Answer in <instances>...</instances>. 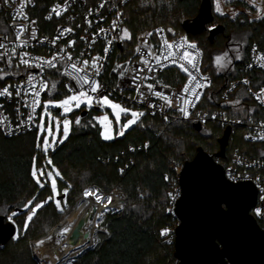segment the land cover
I'll use <instances>...</instances> for the list:
<instances>
[{
  "label": "trees",
  "instance_id": "1",
  "mask_svg": "<svg viewBox=\"0 0 264 264\" xmlns=\"http://www.w3.org/2000/svg\"><path fill=\"white\" fill-rule=\"evenodd\" d=\"M200 4L201 0H130L124 8L123 28L129 30L132 38L122 42L124 54L131 55L139 32L155 27L171 28L173 32H165L184 34L199 46L203 52L202 71L211 76L214 92L222 90L226 81L241 77V67L247 62L251 45L264 52V19L249 22L243 15L229 20L212 14L210 23L222 26L224 31L210 42L207 30L210 23L200 33L184 28L197 17ZM235 36L243 40L239 45L241 59H232L221 68L215 57L229 49ZM14 69L20 73L13 75L0 62V86L18 79L24 72L18 67ZM166 82L175 84L176 81ZM64 95L66 93L57 85L46 92L44 99ZM217 105L210 107L217 109ZM81 112L74 113L73 118ZM94 113L93 108L80 117L79 125H71L68 138L48 153L63 177V183L58 182L59 189L71 185L66 198L61 192L57 198L67 200L63 211L57 210L54 199L48 200L51 191L46 183L40 189L32 176L33 160L38 168L43 167L45 158L37 147V127L14 137H6L0 131V215L14 224L18 237L0 248V264H37L28 247L29 241L45 235L89 185L105 192L119 187L126 196L125 208L119 214L105 216L101 223L103 231H98L95 246L77 256L71 264H178L173 257L174 234H167V229L172 227L174 232L177 225V220L168 212L170 193L177 186L170 162L181 165L182 155L187 154L192 159L198 147L214 156L219 150L217 141L223 128L209 123L197 131L192 123H166L160 116L143 112L138 123L123 136L105 141L99 125L92 119ZM237 132L232 129L225 156L215 157V160L224 161L233 148H239L242 154L259 156L256 151L259 145L246 143L241 135L243 131L240 135ZM41 180L45 182L44 178ZM29 200H33V205L43 202L44 207L23 230L27 214L23 207ZM11 212L17 215L8 220Z\"/></svg>",
  "mask_w": 264,
  "mask_h": 264
},
{
  "label": "built area",
  "instance_id": "2",
  "mask_svg": "<svg viewBox=\"0 0 264 264\" xmlns=\"http://www.w3.org/2000/svg\"><path fill=\"white\" fill-rule=\"evenodd\" d=\"M129 1L0 0V45L4 46L0 48V57H2L0 62L13 75L20 73L14 68L18 67L24 70L18 79L13 78L0 86V90L8 87L13 93L10 98L0 96V120L4 121V123H0V131L6 137H14L37 127L43 104L36 108L35 112H32L31 86L27 83L29 75L34 77L33 83L37 88L41 82L48 85L47 90L41 92L43 102L46 92L52 88L53 83L56 86L60 85L66 94L72 93L69 88L75 91L80 90L76 81L70 75L65 74L72 71L67 62L69 54L73 58L72 62L77 63L82 68L85 67L82 61L88 60L87 74L90 79L98 81L101 85L99 92L92 94L94 97L93 104L97 109L101 107L98 99L101 94H106L130 107L141 108L149 116H160L166 123L186 121L199 124L201 127L214 123L222 127L223 131L229 126L231 128L230 134L234 127L242 128L244 141L251 145H259L256 149L259 156L242 154L239 148H233L227 159L220 162L216 160V162L223 167L225 177L229 181H250L254 184L257 189V200L250 209V214L257 223H260L258 225L264 231V141L255 138L257 134L264 131L261 127L264 124V104L257 99L261 90L264 89V68L259 67L256 62L257 55L262 51L256 45H251L248 50L247 62L241 67V77L226 81L222 90L214 92L211 76L203 72L201 68L202 50L184 34L169 35L164 31L161 35H156V30L161 28L146 29L136 35L131 55L124 54L122 46L121 48L118 47V42L125 20L124 8ZM217 2H219L223 14L216 11ZM211 3L212 14L216 16L243 15L249 22H258L264 19V0H255L254 5L252 0H211ZM101 4L104 7H100ZM57 5L60 6L59 16H56L52 11ZM113 20L117 21L115 31L112 30ZM215 26L214 23H210L207 25V30H211ZM66 28H71L72 31L64 32ZM33 29L36 30L35 39L31 37ZM100 29H104V31L101 32ZM18 30H21L20 40H16ZM149 32L153 33L151 37L147 36ZM61 33L63 34L61 35ZM162 37L177 43L181 38L186 37L188 42L197 45L196 49H187L185 45V49L195 57L199 72L192 69L191 65L186 64V67L197 76L198 81L207 86L197 90L201 96L195 107L189 108L191 115L188 119H185L178 111V105H182L179 97L185 96L187 98L188 95L183 92L185 84L188 83V75L179 67L180 61L173 64L170 59L165 60L162 56L161 62L157 64L154 56L148 55L149 49L155 55L161 54L159 45ZM141 38L147 40L148 43L145 44ZM54 39L55 43H53ZM24 41L27 43L21 46ZM69 41H75V43L69 46ZM109 41L112 43L109 44ZM106 48L108 49L107 52H105ZM137 48L140 49L139 52L136 51ZM253 48L256 51H253ZM59 49H63V51H59ZM185 49L177 51V58ZM13 50H15L14 53ZM25 53L27 55H24ZM53 55L58 57L55 62L56 68H49L46 64L42 68L36 66L42 60L51 59ZM93 57L100 58L96 61L99 66V75L94 74L95 69L91 66ZM21 59L29 61L32 67L25 66L21 63ZM142 60L149 62L148 67L152 69L151 71L145 67ZM249 64L253 66L249 68ZM170 70L177 73H170ZM84 74L85 72L80 73V75ZM205 78L207 79L205 80ZM245 80L248 81L247 84L244 83ZM166 81L176 82L175 84H168ZM148 84L153 85V92L148 91ZM137 86L143 95L137 94ZM18 88L21 90L20 96L15 94ZM238 88L246 93V99H237V95L234 93ZM83 90L90 92L87 85L84 86ZM155 91H159L171 99L172 107H168L164 100L156 97ZM231 98L234 101L238 100L239 103H231ZM214 103L218 104L217 109H211L210 105ZM150 105H154V107ZM77 118L80 119V115L72 119V126L76 124ZM182 157L183 163L181 165L174 161L170 162V168L174 171L177 180L182 165L192 160L187 154H183ZM176 185L173 192L170 193V206L168 207V212L172 215L174 202L179 195L178 183ZM85 189L100 188L89 185ZM100 191L105 197L113 196L118 204L116 211H110L106 214H119L122 209L121 205L123 206L126 200L123 191L119 187L113 188L109 192L101 189ZM30 243L32 245L35 242L31 241Z\"/></svg>",
  "mask_w": 264,
  "mask_h": 264
},
{
  "label": "water",
  "instance_id": "3",
  "mask_svg": "<svg viewBox=\"0 0 264 264\" xmlns=\"http://www.w3.org/2000/svg\"><path fill=\"white\" fill-rule=\"evenodd\" d=\"M212 19L211 0H201L197 17L184 28L200 33ZM223 31L219 25L209 30V41ZM123 41L119 40V48ZM86 112L83 110L80 117ZM194 127L201 130L199 124ZM230 131L229 126L224 129L214 156L198 147L192 160L185 162L179 172V195L173 205L177 220L173 232V257L178 264H264V231L250 214L256 204L257 189L250 181H229L223 167L215 160V157L225 156ZM92 212L93 208L87 209L64 239L63 244L69 250L66 259L71 258L73 252L86 251L88 244L92 247L86 230ZM14 234V224L0 215V248Z\"/></svg>",
  "mask_w": 264,
  "mask_h": 264
},
{
  "label": "snow or ice",
  "instance_id": "4",
  "mask_svg": "<svg viewBox=\"0 0 264 264\" xmlns=\"http://www.w3.org/2000/svg\"><path fill=\"white\" fill-rule=\"evenodd\" d=\"M253 5L255 4V0H252ZM100 7H104L103 4L100 5ZM60 6L57 5L56 7H54L52 9V11L56 14V16L60 15V11H59ZM67 9L65 8V11ZM216 11L218 13H222L221 7L219 2H217L216 4ZM49 19L51 17H48ZM32 23H35V21H32ZM117 27V21L113 20V31H115V28ZM72 29L71 28H66L64 29V32H71ZM101 32L104 31V29H100ZM164 31H168V32H173V30L171 28L165 30L163 28L156 30V35H161ZM21 30H18V34L16 35V40H20L21 39ZM63 33H61L62 35ZM153 35V33L149 32L147 33V36L151 37ZM31 37L32 38H36V30L33 29L31 32ZM121 41H123L125 38L127 39H131V33L129 32V30L127 28L122 29V36L119 37ZM83 39V38H82ZM93 39H95V37H93ZM143 40V38H141ZM143 42L145 44L148 43L147 40H143ZM27 41L22 42L23 44H26ZM53 43H55V39L53 40ZM69 46H71L72 44L75 43V41H69ZM112 41H109V44H111ZM185 45L187 46V49H196L197 45L195 43H190L188 42L187 38H181V40L177 43V42H170L169 39H167L166 37H162L161 39V43L159 45L160 48V55H155L151 49H149L148 51V55L149 56H154V59L156 60V63L159 64L161 62V57L163 56V58L165 60H171V62L173 64L178 63V61H180L179 63V67L187 73L188 75V83L185 84L184 88H183V92L187 95V98H185V96H180L179 99L182 101V105H178V111L181 113V115L185 118L188 119L189 116L191 115L189 108L190 107H195L196 102L199 101L201 93L198 92V89H201L205 86H207L205 83H201L200 81L197 80V76L193 74L192 71L189 70L188 67H186L187 65H191L192 69H195L197 72H199V68L197 67V64L195 63V57L193 56V54L185 49ZM4 47L3 45H0V48ZM181 49H185L182 54L179 55V57L177 58V51L181 50ZM59 51H63V49H59ZM108 49H105V52H107ZM137 52L140 51L139 48L136 49ZM253 51H256L255 48H253ZM15 52V50H13V53ZM24 55H27V53H25ZM2 58V57H0ZM58 57L57 55H53L51 59H47V60H42L40 63H38L36 66L37 67H43V65H47L49 68H56V61H57ZM93 63H92V67L95 69V75H99V66L97 65L96 61L99 60V57H93ZM235 59H241V57L239 55H237L235 57ZM39 60V58H38ZM73 58L71 56V54H69L67 56V62L69 63V66L71 68V73H65L66 75H70L72 77V79H74L76 81V84L80 86V90L79 91H75L72 88H69V91L72 92L71 95H66L65 98L60 99V100H56L55 98L52 99H47L43 101V109H44V115L51 117V111L49 110L50 107L53 108H57V109H62L64 114H67L69 112L72 111L73 106H75L76 108H79L81 105H87L89 108H91L92 104H93V95L95 93H98L101 85L98 81L90 79L89 75L87 74L86 68L89 65V61L88 60H83L82 64L85 67H79L77 63L72 62ZM142 62L144 63L145 67H148V61L147 60H142ZM215 62L219 67H225L226 63H231V60L228 59V52L225 51L223 53V55H217L215 57ZM256 62L258 64L259 67L264 68V52H261L259 55H257L256 57ZM10 63V62H9ZM21 63H23L25 66L27 67H32V65L29 63V61L21 59ZM253 65L249 64L248 67L251 68ZM148 70L151 71L152 69L150 67H148ZM81 72H85L84 75H80ZM121 76H123V73H121ZM147 78V77H145ZM207 78H205L206 80ZM34 77L29 75L27 77V83L31 86V96H32V102H31V107H32V112L36 111V108L40 107L42 104V100H41V92L46 91L48 88V85L44 82H41L39 85V88H37V86L33 83ZM245 84L248 83L247 80L244 81ZM87 85L88 88L90 89L89 91H85L84 86ZM191 85V87H190ZM57 86L55 83L52 84V88L55 89ZM147 89L149 92H153V85L152 84H148L147 85ZM91 93V94H90ZM16 96H20L21 95V90L18 88L16 90ZM137 94L138 95H143L142 93H140L139 91V86H137ZM13 95V93L9 90L8 87H4L2 90H0V96H7V97H11ZM154 95L156 97H159L161 100H164L165 103L167 104L168 107H172V101L171 99L165 97L161 92L159 91H155ZM257 99L261 100V103L264 104V89L261 90V94L257 96ZM98 103L101 105H105L107 107H110L113 110V114L116 117V122L119 123L120 122V118H121V114H124L125 116H130L129 119L126 120L125 123H123L121 125V130L116 133V135L119 136H123L125 134V130H127L130 126L135 125L138 123L139 118L141 116L144 115L143 112H138V111H133L131 109H128L118 103L113 102L112 100L109 99L108 95L106 94H101L100 98L98 99ZM234 103H239V101H235ZM27 106V104H26ZM151 107H154V105H150ZM31 119V116L29 117ZM215 119V117H213ZM94 120H96L102 127L103 131H101L100 135L102 136V138L104 140H111L114 139V135H113V131H112V122L109 120V117L107 115L104 116H99V117H93ZM165 120H167V117H165ZM0 123H4L3 120H0ZM55 123H56V131L57 134H59L60 132V127H61V123H62V135H63V139L59 140V143H63L65 139L68 138L69 136V132H70V124L72 123L70 120H68L66 117L63 118V120L61 121L60 118H55ZM75 123L77 125L80 124V120L79 118H77V120L75 121ZM38 127L43 128V125H39ZM262 129H264V124L261 125ZM48 133L49 135L52 134V128H51V122L49 124L48 127ZM247 138V137H246ZM261 141H264V131H262L261 133L257 134V136L255 137ZM43 149L45 152L48 151L49 148V140L48 139H43ZM57 143L56 140L52 141V144ZM39 146V145H38ZM49 164H52V161L49 160L48 161ZM121 172H123V169L121 170ZM32 176L33 178L36 180L37 184H39L41 187H44V183L41 180V177L43 176H47V178L50 180L51 182V193L52 195H50L48 197V200H52L55 196L60 195V193L58 192L57 189V179L56 177H59L61 179H63L61 172L59 170H53V171H49L48 173H44L43 170H37V169H33L32 171ZM68 187H71V185H68ZM68 187L65 188L64 192H63V197H67L68 195ZM83 196L85 197V199H87L88 197H93L95 202L97 204H103L104 207H107L108 204L112 203L113 198L111 196L108 197H104L101 194L100 189H85L83 192ZM35 199V198H33ZM67 200L66 199H61V200H56L55 204L58 210L63 211V207L64 205H66ZM25 208L28 209V215H27V221L31 222L33 220V217L37 214V211L41 208L44 207V203L43 202H37L34 206H33V200H29L27 202V204L24 205ZM122 207V205H121ZM17 215L16 212H12L11 216L8 217L9 220L12 219V217H15ZM28 227L27 223L24 225V228L26 229ZM69 231L68 227H64L60 233L61 236H63L64 234H66ZM18 238V237H17Z\"/></svg>",
  "mask_w": 264,
  "mask_h": 264
},
{
  "label": "rangeland",
  "instance_id": "5",
  "mask_svg": "<svg viewBox=\"0 0 264 264\" xmlns=\"http://www.w3.org/2000/svg\"><path fill=\"white\" fill-rule=\"evenodd\" d=\"M237 16V14L236 15H231L230 17H224V18H227V19H229V20H232V19H234L235 17ZM233 42H231V45L229 46V49H227L226 51L228 52V59H230V60H232V59H235V57L237 56V55H239L240 56V54H239V45H240V43H242L243 42V40L239 37H234L233 38V40H232ZM242 41V42H241ZM228 64H230V63H226V65H228ZM72 93H70V94H66V95H71ZM234 94H236L237 95V99L238 100H241V99H246V93L242 90V89H240V88H238L237 90H236V92L234 93ZM66 95H64V96H62V97H57V98H55L56 100H60V99H63V98H65L66 97ZM109 97V96H108ZM47 99H52V98H49V97H47V98H45L44 100H47ZM109 99L110 100H112L113 102H115V103H118V104H120V105H122V106H124V107H126V108H128V109H131V110H133V111H138V112H143V110L141 109V108H136V107H130V106H128V105H125L124 103H121V102H119L118 100H116V99H113V98H110L109 97ZM43 100V101H44ZM230 102L231 103H234L235 101H234V99L233 98H231L230 99ZM42 104H43V102H42ZM95 106H94V104H92V106H91V108H89L87 105H81L79 108H76L75 106H73V109H72V111L71 112H69V113H67V114H64L63 113V110L62 109H57V108H53V107H50V111H51V117H48V116H46V115H44V109H42V111H41V115H40V118H39V121H38V124H37V130H36V143H37V147H38V149L39 150H41V152H42V154L43 155H45V158L43 159V162H42V165H43V167L42 166H40V167H38V168H36L34 165H36V161L35 160H33V168H32V171H33V169L35 168V169H37V170H43V172L44 173H48L49 171H53L54 169L55 170H58V168L52 163V164H49L48 163V161L50 160V158H49V155H48V153H49V151H51L56 145H58V144H60L58 141L59 140H61V139H63V135H62V128H63V126H62V123H61V127H60V132H59V134H57V131H56V123H55V118H60L61 119V121L63 120V118H67L68 120H70L71 122H72V118H73V116H74V113H76V112H80V111H83V110H87V111H89V110H92L93 108H94ZM104 115H107L108 117H109V120L112 122V131H113V135H114V137L115 136H119V135H116V133H118L120 130H121V125L123 124V123H125L126 122V120L127 119H129L130 118V116H125L124 114H121V118H120V122L119 123H117L116 122V117H115V115L113 114V110L110 108V107H107V106H105V105H101V107H100V109H98V111L96 110V113H94L93 115H92V119H93V117H99V116H104ZM94 120V119H93ZM98 125H99V127H100V133H101V131H103V129H102V127H101V125L96 121V120H94ZM50 122H51V128H52V134L51 135H49V133H48V127H49V124H50ZM39 125H43L44 127L43 128H41V127H38ZM71 125H72V123L70 124V129H71ZM134 125H132V126H130L127 130H129L131 127H133ZM127 130H125V132L127 131ZM234 130H236V131H238L236 134H239L240 135V131H241V133H242V128H240V127H234ZM70 133V132H69ZM238 135V136H239ZM242 135V134H241ZM102 137V136H101ZM43 139H48L49 140V148H48V151L47 152H45L44 151V149H43ZM103 139V138H102ZM53 140H56L57 141V143H55V144H52V141ZM66 140V139H65ZM64 140V141H65ZM104 140V139H103ZM106 141V140H105ZM108 141V140H107ZM39 145V146H38ZM41 178H44L45 179V182H43L44 183V187H45V183H46V185L48 186V188H49V190L51 191V182H50V180L47 178V176H43V177H41ZM56 179H57V189H58V192L60 193L61 192V194H63V192H64V190H65V186H62L60 189H59V187H58V182H62L63 183V180L61 179V178H59V177H56ZM36 181V180H35ZM37 183V182H36ZM39 185V184H38ZM44 187H41L40 185H39V188L40 189H42V188H44ZM83 192H84V189L82 190V193H81V196L78 198V200L82 197V195H83ZM51 195H52V193H51ZM60 195H58V196H55L53 199H54V204H55V201L56 200H59V199H57L58 197H59ZM77 200V201H78ZM77 201H75V203L77 202ZM27 204V203H26ZM34 206V205H33ZM55 206H56V204H55ZM74 206V204L68 209V210H66V211H64L62 214H61V216H60V218H59V220L57 221V223L54 225V226H52L50 229H49V231H47V233L45 234V235H43V236H41L40 238H38V239H36V240H32V241H34L35 243L34 244H32L31 245V241H29V243H28V247H29V249H30V252H31V254H32V256H34V249L36 248V247H38V246H40V245H42V243H44L45 241H47V240H49V238H50V233H51V231L57 226V224L62 220V218H63V216H66L65 214H67L68 212H70L71 210H72V207ZM24 208V210H27V214H26V216H25V219H24V223H23V230L25 229L24 228V225L27 223V225H28V221H27V215L29 214L28 213V209L27 208H25V207H23ZM57 208V207H56ZM122 209H121V211H120V213L123 211V209L125 208V203H124V205L121 207ZM71 209V210H70ZM58 210V209H57ZM60 211V210H59ZM67 212V213H66ZM12 213V212H11ZM11 213L9 214V216H11ZM110 214V213H109ZM2 215V214H1ZM106 215H108V214H106ZM65 218V217H64ZM63 218V219H64ZM9 220V219H8ZM67 222V223H66ZM66 223V224H65ZM67 225H72V222H70V220H68V221H63V225H62V227H64V226H67ZM98 231H103V228L101 227V225H99V227L97 228V230L95 231V235L93 236V242H92V247H94L95 246V244H96V242H97V233H98ZM169 233H173V229H172V227H171V229H167V234H169ZM14 238H16L17 237V234L15 233L14 234V236H13ZM58 242L59 243H62V241H63V237H59L58 239ZM91 247V248H92ZM90 249V248H89ZM83 253V252H82ZM81 253V254H82ZM75 259V258H74ZM74 259H72V260H74ZM72 260H70L67 264H71V262H72ZM37 264H40V262L39 261H37Z\"/></svg>",
  "mask_w": 264,
  "mask_h": 264
},
{
  "label": "bare ground",
  "instance_id": "6",
  "mask_svg": "<svg viewBox=\"0 0 264 264\" xmlns=\"http://www.w3.org/2000/svg\"><path fill=\"white\" fill-rule=\"evenodd\" d=\"M111 197L113 198L112 203L108 204L107 207H104L103 204H97L93 197L90 196L85 199V197L82 195V197L74 204L72 210L70 209L71 211L68 212L66 216H64L65 218L62 220V222L51 231L49 240L45 241L42 243V245L34 249V257L37 259V261H39L40 264H66L72 260L74 256L79 255L81 252H73L71 253V258L66 259L67 255L69 254V250L63 244L64 239L67 237V235H69L71 228L75 225L76 221L81 217V215L87 209L93 208L92 218L88 228H86L89 233V239L91 242H93V236L95 235L94 233L99 225H101L106 213L110 211H116L118 209V204L116 203L115 198L113 196ZM68 220L72 222V225L64 226L68 227L69 231L61 236L60 233L64 228L62 227L63 221ZM59 237H63L62 243L58 242L57 239ZM89 247L90 245L88 244L86 248L88 249Z\"/></svg>",
  "mask_w": 264,
  "mask_h": 264
},
{
  "label": "flooded vegetation",
  "instance_id": "7",
  "mask_svg": "<svg viewBox=\"0 0 264 264\" xmlns=\"http://www.w3.org/2000/svg\"><path fill=\"white\" fill-rule=\"evenodd\" d=\"M241 49H240V47H239V51H240Z\"/></svg>",
  "mask_w": 264,
  "mask_h": 264
}]
</instances>
